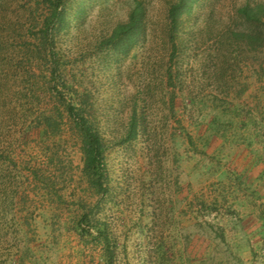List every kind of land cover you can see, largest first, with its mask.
Returning a JSON list of instances; mask_svg holds the SVG:
<instances>
[{"label":"rangeland","instance_id":"1","mask_svg":"<svg viewBox=\"0 0 264 264\" xmlns=\"http://www.w3.org/2000/svg\"><path fill=\"white\" fill-rule=\"evenodd\" d=\"M139 1L120 55L133 0H61L45 43L41 0H0V264H264V46L236 13L264 0H200L172 36L173 0Z\"/></svg>","mask_w":264,"mask_h":264},{"label":"trees","instance_id":"2","mask_svg":"<svg viewBox=\"0 0 264 264\" xmlns=\"http://www.w3.org/2000/svg\"><path fill=\"white\" fill-rule=\"evenodd\" d=\"M48 11V15L44 20V29L42 31L43 43L46 42V35L49 28L60 25L63 22L62 3L61 0H41ZM200 0H173L168 6L167 21L170 30V36L176 31L181 24L182 18L192 13L193 7ZM133 7L128 13L125 23L117 25L109 37L105 40V45L110 47L114 52L120 55H127L135 46H137L145 36V18L146 11L143 4L139 0H133ZM237 16L241 23L247 27V31L240 35L244 37L246 47L251 52H256L264 46V3H257L249 6L248 3L237 10ZM172 40V39H171ZM168 81H171L168 75ZM70 110V111H69ZM69 115L82 134V148L84 154V173L92 180L94 188L99 192H103L100 168L103 159V145L87 121L80 115H77L68 109ZM137 126L130 125L127 140H131L136 136ZM81 221L82 223L85 222Z\"/></svg>","mask_w":264,"mask_h":264}]
</instances>
